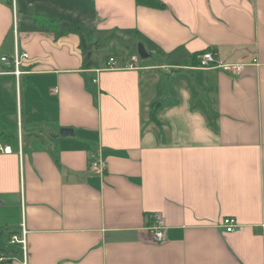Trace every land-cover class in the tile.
<instances>
[{"label":"crops","instance_id":"0c3cea01","mask_svg":"<svg viewBox=\"0 0 264 264\" xmlns=\"http://www.w3.org/2000/svg\"><path fill=\"white\" fill-rule=\"evenodd\" d=\"M159 2L0 0V264H264V0Z\"/></svg>","mask_w":264,"mask_h":264},{"label":"built area","instance_id":"2783aa9c","mask_svg":"<svg viewBox=\"0 0 264 264\" xmlns=\"http://www.w3.org/2000/svg\"><path fill=\"white\" fill-rule=\"evenodd\" d=\"M25 54H18L15 52L14 54V58H13V62H14V75H16V77L20 76L21 72L19 71L18 67L21 64V61L23 58H25ZM6 58H1V61H5ZM197 62H198V67L202 68V69H212V70H220L226 73H230V74H239L244 66L242 64H237V63H226L223 62L221 60H219L216 56V53H214L213 51H205L203 53H201L198 57H197ZM138 58L132 57L131 58V63L127 66V69L129 70H134L138 68ZM114 65H115V60L113 58H109L107 63L104 65L103 70L100 69L97 72L100 71H108V70H114ZM92 83L96 84L97 83V79L94 78L92 80ZM0 152L3 153H10L11 149L9 146H0ZM100 165L93 163L91 166V170L93 172H97L101 170ZM153 222L151 227L148 228V233L150 236V239L153 240V242H157V243H161L166 239L165 236V227L163 224L162 219L159 216H153L152 218ZM222 224V227L225 229V231L227 233H232L234 231H236L237 229V224L235 223L234 219L232 218H226L224 219ZM26 232L25 230L22 229L21 234L20 235H14L11 236L10 238V243L14 244H20L22 245V247H25V242H26ZM2 259H0L1 261Z\"/></svg>","mask_w":264,"mask_h":264},{"label":"trees","instance_id":"16d2710c","mask_svg":"<svg viewBox=\"0 0 264 264\" xmlns=\"http://www.w3.org/2000/svg\"><path fill=\"white\" fill-rule=\"evenodd\" d=\"M135 2L138 6L155 7L156 9H157V7L161 6V3L159 2V0H135ZM43 24L47 25L48 28L52 26L53 29H56V31L60 35L67 33V32H76L80 35L78 29L72 28L68 24H64L61 22L47 21V20L44 21ZM81 45H82V47L84 46V40L82 37H81ZM90 64L91 63L88 61L85 65V67L89 68ZM0 135L4 136V134H1V133H0Z\"/></svg>","mask_w":264,"mask_h":264},{"label":"water","instance_id":"95a60500","mask_svg":"<svg viewBox=\"0 0 264 264\" xmlns=\"http://www.w3.org/2000/svg\"><path fill=\"white\" fill-rule=\"evenodd\" d=\"M138 54L140 56V58L142 59H147L149 58V54L145 53L143 47L141 45L138 46ZM68 136H73V131L70 129H61L60 130V137H68Z\"/></svg>","mask_w":264,"mask_h":264},{"label":"rangeland","instance_id":"374dc122","mask_svg":"<svg viewBox=\"0 0 264 264\" xmlns=\"http://www.w3.org/2000/svg\"><path fill=\"white\" fill-rule=\"evenodd\" d=\"M94 52H95V50H94ZM111 54H114V55H116L117 53H116V51H114V50H106V49H104V50H102V53H101V58H104V57H107L108 55H111ZM118 55V54H117Z\"/></svg>","mask_w":264,"mask_h":264}]
</instances>
